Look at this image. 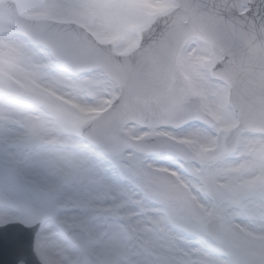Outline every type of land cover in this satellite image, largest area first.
Masks as SVG:
<instances>
[{
    "label": "snow or ice",
    "instance_id": "obj_1",
    "mask_svg": "<svg viewBox=\"0 0 264 264\" xmlns=\"http://www.w3.org/2000/svg\"><path fill=\"white\" fill-rule=\"evenodd\" d=\"M0 264H264V0H0Z\"/></svg>",
    "mask_w": 264,
    "mask_h": 264
}]
</instances>
